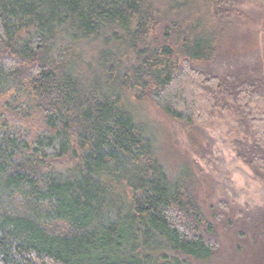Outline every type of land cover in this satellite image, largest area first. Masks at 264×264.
Instances as JSON below:
<instances>
[{
    "label": "trees",
    "instance_id": "1",
    "mask_svg": "<svg viewBox=\"0 0 264 264\" xmlns=\"http://www.w3.org/2000/svg\"><path fill=\"white\" fill-rule=\"evenodd\" d=\"M242 1L0 0V264L215 259L218 216L161 124L198 144L233 113L264 182V56L253 77L204 67L255 42Z\"/></svg>",
    "mask_w": 264,
    "mask_h": 264
},
{
    "label": "rangeland",
    "instance_id": "2",
    "mask_svg": "<svg viewBox=\"0 0 264 264\" xmlns=\"http://www.w3.org/2000/svg\"><path fill=\"white\" fill-rule=\"evenodd\" d=\"M239 8L255 20V42H248L240 53H222L204 67L220 75L253 77L264 56V0H243ZM212 117L211 123L195 127L198 144L180 124L165 118L164 159L169 166L181 162L190 166L192 194L205 211L218 216L215 226L223 238L215 259L207 264H264V182L236 157L232 142L244 136L233 113L215 112Z\"/></svg>",
    "mask_w": 264,
    "mask_h": 264
}]
</instances>
